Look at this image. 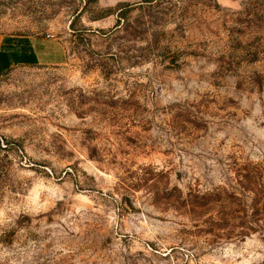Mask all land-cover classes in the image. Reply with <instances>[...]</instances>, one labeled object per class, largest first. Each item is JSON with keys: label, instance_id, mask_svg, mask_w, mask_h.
I'll list each match as a JSON object with an SVG mask.
<instances>
[{"label": "rangeland", "instance_id": "rangeland-1", "mask_svg": "<svg viewBox=\"0 0 264 264\" xmlns=\"http://www.w3.org/2000/svg\"><path fill=\"white\" fill-rule=\"evenodd\" d=\"M0 264H264V0H0Z\"/></svg>", "mask_w": 264, "mask_h": 264}, {"label": "crops", "instance_id": "crops-1", "mask_svg": "<svg viewBox=\"0 0 264 264\" xmlns=\"http://www.w3.org/2000/svg\"><path fill=\"white\" fill-rule=\"evenodd\" d=\"M62 44L44 36L7 35L0 39V75L18 65L55 63L64 59Z\"/></svg>", "mask_w": 264, "mask_h": 264}, {"label": "trees", "instance_id": "trees-1", "mask_svg": "<svg viewBox=\"0 0 264 264\" xmlns=\"http://www.w3.org/2000/svg\"><path fill=\"white\" fill-rule=\"evenodd\" d=\"M9 70H10V69H9ZM7 71H8V70H7ZM7 71H6V72H7Z\"/></svg>", "mask_w": 264, "mask_h": 264}]
</instances>
